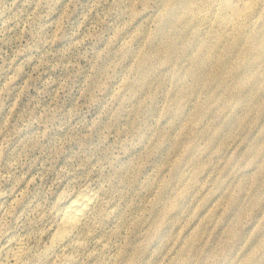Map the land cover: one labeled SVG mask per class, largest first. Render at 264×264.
I'll list each match as a JSON object with an SVG mask.
<instances>
[{
    "label": "rangeland",
    "instance_id": "rangeland-1",
    "mask_svg": "<svg viewBox=\"0 0 264 264\" xmlns=\"http://www.w3.org/2000/svg\"><path fill=\"white\" fill-rule=\"evenodd\" d=\"M221 4L0 0V263L264 264V0Z\"/></svg>",
    "mask_w": 264,
    "mask_h": 264
},
{
    "label": "bare ground",
    "instance_id": "bare-ground-1",
    "mask_svg": "<svg viewBox=\"0 0 264 264\" xmlns=\"http://www.w3.org/2000/svg\"><path fill=\"white\" fill-rule=\"evenodd\" d=\"M221 5L224 9L231 10L233 12L234 15L233 17L235 18V20L240 21L244 17H246L249 13H252L254 9H256L255 6L256 0H241L240 5L237 4L235 5L233 0H222ZM257 5H259L258 2ZM249 37L243 38L242 29H240L239 36L236 37L234 41L231 42V45H236L242 38L245 40L244 42L247 46V55L242 59V62L245 64H249L252 61H256L260 59L264 52L262 41L257 39L255 36H249ZM224 58L222 59L223 62L225 61ZM91 196L92 195L85 192L82 195L77 196L76 198L72 199V201H70L71 203L70 205H68L69 208L65 213L63 219H61L62 220L61 223L59 224L60 227L57 234L59 239H62L66 235H68L80 223V221L82 220L83 216L86 213V210H88V206L92 199ZM0 264H4V263H0Z\"/></svg>",
    "mask_w": 264,
    "mask_h": 264
}]
</instances>
